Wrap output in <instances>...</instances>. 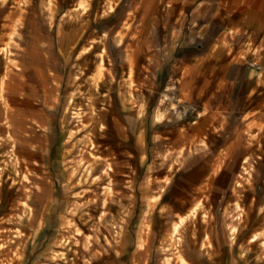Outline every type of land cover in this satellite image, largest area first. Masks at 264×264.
I'll list each match as a JSON object with an SVG mask.
<instances>
[{
  "label": "crops",
  "instance_id": "1",
  "mask_svg": "<svg viewBox=\"0 0 264 264\" xmlns=\"http://www.w3.org/2000/svg\"><path fill=\"white\" fill-rule=\"evenodd\" d=\"M252 113L264 116V0H0V264H83L61 229L99 223L116 235L84 264H264L249 238L260 211L235 242L221 228ZM82 153L109 165L108 199L67 167Z\"/></svg>",
  "mask_w": 264,
  "mask_h": 264
},
{
  "label": "rangeland",
  "instance_id": "2",
  "mask_svg": "<svg viewBox=\"0 0 264 264\" xmlns=\"http://www.w3.org/2000/svg\"><path fill=\"white\" fill-rule=\"evenodd\" d=\"M45 8L48 9V4L45 5ZM49 12V10H48ZM48 18H51V16H47ZM27 17H25L26 19ZM30 22H34L36 17L31 16ZM23 18H19L17 23L20 24V27H22L21 20ZM14 39H20V32H14ZM37 34L32 32L31 35ZM20 51V48H18L16 45L13 48V55L16 56L17 53ZM11 68H16L17 64L12 63L9 65ZM78 89H80V80L78 81ZM82 112H79L78 117L72 120V124L74 121H79L80 123L84 124V117ZM53 112L47 113V117L50 118L51 121L49 123H53ZM243 124L241 128L239 129L240 139L242 142L243 147H245L244 150L248 151L243 155L242 161L238 164V175L235 177V180L233 182V191L232 195L233 198H235L238 203L233 206V208H225L223 210V217H222V231L225 234V237L227 241H230L229 238L233 237V241L235 242V239H241L243 237L244 230V219L246 216H251L255 213H259V215L262 216V221H264V206L262 207H251L247 208L244 206V200L247 199V195H251L254 200H264V116H260L258 114L252 113L247 114L243 118ZM49 120V119H48ZM78 122V123H79ZM82 127V126H81ZM33 128L32 132H35ZM78 130V126L74 127L71 133H75ZM19 130L14 128V136H17ZM14 141L13 137L11 138L10 146L13 147ZM15 154L14 147L12 148L9 155L11 157ZM168 158V157H167ZM170 162H167L166 166ZM69 168L75 169L72 171V173L77 174L81 183H83L85 188H96L94 191L95 194L98 195L101 192H104L103 195L100 198L108 199L113 195L111 187H106L104 190H102V180L103 178L107 177V175H101L100 173L103 172L106 174L110 168L109 165H107L104 161H101L99 159H94L91 155L87 153L80 154L77 161H67L66 163ZM251 186H253L252 192H247L246 189H252ZM150 195L148 199L154 200L155 197ZM17 207L13 211V215L15 217L26 215L28 213V208L26 206H22L23 203H21V199L17 200ZM259 204V203H258ZM255 212V213H253ZM100 214V213H99ZM101 215H104L101 211ZM17 221L21 222V220L17 217ZM179 222V218H178ZM237 224V225H236ZM16 229L17 227H21L22 224L15 225ZM95 228H91L92 231H88L86 233H80L78 234V229L75 228L73 225L66 224L61 229V235H72V239H68V241H72L73 243H76L78 246L81 245V247L84 250V255L80 257L81 261L89 262L91 259H93L95 256L99 254L98 251H100L101 244L112 243V241L107 240L106 232L109 231L112 233V235H116L117 232V225L115 224H109V226L104 227L101 225V223L94 226ZM104 227L105 229H102ZM232 227H235L236 232L231 236L229 235V231ZM15 233L18 234L20 230H16ZM105 232V233H103ZM94 233V235H93ZM74 234H77V236H74ZM242 234V235H241ZM259 234V238L253 246H263L264 244V224L259 226V229L254 232L252 235H250L249 238H252L253 235ZM6 234L0 233V253L3 250V248L6 246L8 242H6ZM106 236V237H105ZM103 237V238H102ZM251 242V240H250ZM176 247L180 245L179 240L174 242ZM262 258H264V252L261 248H259ZM249 249L245 248L241 252L243 255L245 254V251ZM86 259V260H85ZM180 260V259H179ZM181 261V260H180Z\"/></svg>",
  "mask_w": 264,
  "mask_h": 264
},
{
  "label": "bare ground",
  "instance_id": "3",
  "mask_svg": "<svg viewBox=\"0 0 264 264\" xmlns=\"http://www.w3.org/2000/svg\"><path fill=\"white\" fill-rule=\"evenodd\" d=\"M173 231H174V232H177V227H174V228H173ZM257 240H258V234L254 235V236L251 238V242H252V243H256ZM263 246H264V244H263ZM263 249H264V247H263ZM246 251H247V250H246ZM246 251H245V253H246Z\"/></svg>",
  "mask_w": 264,
  "mask_h": 264
}]
</instances>
